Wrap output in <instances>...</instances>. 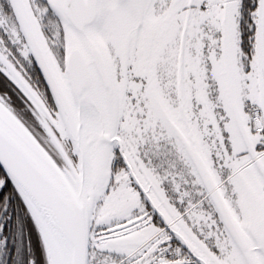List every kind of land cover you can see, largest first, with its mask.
Returning a JSON list of instances; mask_svg holds the SVG:
<instances>
[{"label": "snow or ice", "instance_id": "1", "mask_svg": "<svg viewBox=\"0 0 264 264\" xmlns=\"http://www.w3.org/2000/svg\"><path fill=\"white\" fill-rule=\"evenodd\" d=\"M0 264H264V0H0Z\"/></svg>", "mask_w": 264, "mask_h": 264}]
</instances>
